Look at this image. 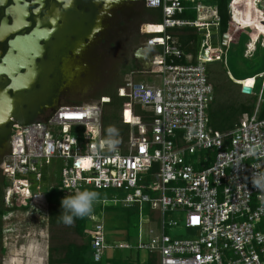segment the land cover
Instances as JSON below:
<instances>
[{
  "label": "built area",
  "instance_id": "built-area-1",
  "mask_svg": "<svg viewBox=\"0 0 264 264\" xmlns=\"http://www.w3.org/2000/svg\"><path fill=\"white\" fill-rule=\"evenodd\" d=\"M206 1L144 0L147 8L159 9L163 15L162 23H147L159 24L163 30H143L148 36L145 44L156 54L150 58L154 68L141 72L157 73L161 83L131 79L118 88L119 96L129 98L122 111L123 122L131 125L129 138H120L114 147L107 144L103 112L109 96L97 102L61 104L46 118L14 125L10 150L0 163V175L7 182L6 206H29L26 212L46 207L36 198L47 202L39 183L42 169L54 164L61 170L59 187L71 194L89 188L115 190L114 198H98L93 204L101 211L120 206L141 214L148 202L146 220L155 221L162 232L154 234L150 228L144 239L140 230L136 248L155 253L158 264H264V191L252 185L254 176H264V71L246 78H254L252 84L232 77L241 92L243 86L252 89L250 94L242 93L257 97L255 109L232 130L215 129L208 114L215 91L208 64L226 63V52L210 43L209 28L218 26L220 17ZM250 1L264 26V0ZM235 2L230 1L225 45L228 50L241 32L251 28L255 35L246 43L244 56L253 57L258 44L264 47V30L238 23ZM191 4L199 12L197 19L179 18ZM188 24L206 30L201 43L205 52H199L197 63L179 64L176 59L183 56L191 61L193 54L180 48L168 28ZM258 77L263 80L256 93ZM134 105L147 113L136 114ZM172 212L183 214L182 225L195 230V237L167 233V227L179 225L166 219ZM46 213L48 217V206ZM90 236L95 262H102L108 249L132 246L129 241L110 242L103 222L94 224Z\"/></svg>",
  "mask_w": 264,
  "mask_h": 264
},
{
  "label": "flooded vegetation",
  "instance_id": "flooded-vegetation-1",
  "mask_svg": "<svg viewBox=\"0 0 264 264\" xmlns=\"http://www.w3.org/2000/svg\"><path fill=\"white\" fill-rule=\"evenodd\" d=\"M124 1L0 0V163L16 123L46 117L67 95L104 82L105 44L121 20L146 14L144 0Z\"/></svg>",
  "mask_w": 264,
  "mask_h": 264
},
{
  "label": "rangeland",
  "instance_id": "rangeland-1",
  "mask_svg": "<svg viewBox=\"0 0 264 264\" xmlns=\"http://www.w3.org/2000/svg\"><path fill=\"white\" fill-rule=\"evenodd\" d=\"M118 3L119 2H116L113 5ZM205 3L207 4V1ZM129 4L134 6L135 3L129 2ZM142 6H144L143 3ZM191 7L194 9L193 4H191ZM198 15L199 12H197V16ZM147 18L149 19V16L141 14L136 18L129 17L119 22L120 29L114 33L113 38L109 39L110 43H107L104 46L109 58L108 66L104 68L103 72L101 71L105 77L104 82L95 86H86L84 90H79V93L67 95L63 99L62 104L97 102L102 96L108 97L107 94L116 96L119 85L122 82L131 79H133L135 83H145L148 85H159L161 83V77L157 73L149 75L141 72L147 70L146 67L148 64L151 67L150 70L154 68L151 64L150 58L156 54V51L154 49L149 50L148 52L150 55L146 52V55L148 56L146 60L135 57L136 50L148 40V36L143 32L144 29L149 30L150 27V23L146 22L148 21ZM98 28L99 26H96L95 29ZM209 30L212 33V37L210 38L212 46L222 48V50L226 52V63H224V65L219 61L208 64L210 71L212 72V81L214 84L216 83V79L217 83L228 82L227 75L231 78H245L257 75L264 71V47L258 44V49L253 57L247 58L244 56L246 43L255 35V30L251 28L245 29L241 32L236 42L230 45L228 50L223 43V36L221 37L219 27L213 26L210 27ZM205 37L206 30L200 29L199 41L202 43ZM135 61L136 64L140 65L139 71L135 69L134 71L136 72L125 73L124 70L126 69L124 67L127 68L129 65L135 64ZM262 80V77H258L256 80V93H258L261 88ZM246 82L252 84L250 80H247ZM224 91L223 97L225 99L239 101L244 97L241 92V86L233 83H231L228 89H225ZM255 98L257 101L256 96ZM104 108L106 109V105H104ZM129 115L130 114L127 113V117H129ZM42 172L45 174V180L39 183L41 186L39 190L40 192L52 193L59 197L71 195L70 191L61 189L58 185L61 172L58 165H47L42 169ZM85 190L97 192L100 199L114 198L116 192L115 190H97L93 188ZM38 202L45 203L46 207L37 206V208L32 209L30 212L16 211L14 212V216L11 218L8 216L4 221L6 230L4 231L3 247L5 250L3 251L0 248V264H9L10 254H13V250H20L24 246H26L24 254L21 256L25 260V263L27 259H29L34 262V264H48L49 249L51 245L68 242L83 243L86 241L85 237H81L67 225L53 227L49 225L46 213L48 204L44 201L43 197H40ZM94 207L92 213L93 217L91 218L92 222L89 225L90 228H93L94 224L97 222H103L107 233V239L110 242L118 243L129 241V243L132 244L131 248L108 249L106 256L109 258L122 257L130 259L131 261H136L139 257L140 264H144V261L148 256L147 251L136 248L139 231L141 230V235L144 239L148 238L147 232L150 228L154 229V234L159 235L162 232L161 228L156 225L155 221L149 222L146 220L147 214L150 212L148 202L144 203V210L141 214L137 211H133V208H121L120 206H115V209L109 208L102 211L97 206ZM181 214L182 213L180 212H172L166 215L167 220L172 219L179 221V225L172 226L171 228L167 227V233L178 238L195 237V230L187 229L182 225V222L180 221ZM18 235L19 238H16Z\"/></svg>",
  "mask_w": 264,
  "mask_h": 264
},
{
  "label": "trees",
  "instance_id": "trees-1",
  "mask_svg": "<svg viewBox=\"0 0 264 264\" xmlns=\"http://www.w3.org/2000/svg\"><path fill=\"white\" fill-rule=\"evenodd\" d=\"M231 0H208L207 4L214 7L217 12V15L220 17V24L218 25L221 33V37L228 31L229 22H230V6ZM189 6L183 13L178 15L179 18H182L186 21H194L197 19V11L192 9ZM146 15L149 16L148 21L151 22L155 21L157 23L163 22V15L161 10L159 9H150L145 7ZM153 26H156L155 28ZM217 27L215 25H211L210 27ZM152 27V29H151ZM161 26L159 24H151L149 30L150 32H158L161 31ZM169 33L172 34L177 40L180 48L186 53H192L193 58L191 61H188L185 57H181L176 59V62L179 64H189V63H197V55L200 52L201 48V41H199V31L197 27L194 25L188 24L183 27H174L168 28ZM212 37V33H211ZM224 65V61H219ZM135 65L131 64L124 70L125 73H130L135 70ZM208 75L210 81L214 85V99L209 108V119L210 123L213 127L221 132H228L235 127V124L240 120V118L246 116L249 117L253 114L256 105V98L254 96H246L242 97L241 100H229L223 97L224 90L228 89L231 83L240 86L234 79L236 80H243L245 78H235L232 79L227 75L228 82L224 83H216L214 84L212 81V72L208 66ZM254 76V75H253ZM217 78V77H216ZM230 83V84H229ZM122 82L121 85H123ZM118 87V88H119ZM118 88H117V95L111 96L110 101L106 102V109L104 108L103 112V128L106 137L109 138L108 135V127L113 126L118 130V136L115 137V140L118 141L120 138L124 137L125 139L129 138L131 132V125L129 123H124L122 119V111L127 104H129V98L124 96L118 95ZM220 93V95H219ZM134 111L138 115H144L147 112L140 106L134 105ZM262 116H264V106ZM145 119V118H143ZM45 180V174L43 180ZM60 182L58 183V185ZM7 186V182L4 178L0 177V248L4 251L3 247V237L4 231L6 230L5 220L6 217L13 212L16 211H28L30 210L29 206L25 207H17L11 206L8 207L5 204L4 197H5V189ZM45 193V192H44ZM47 202H48V223L49 225L58 226V225H65L59 215L62 212L61 207V200L64 197L55 196L52 193H45ZM40 197H37L38 200ZM93 205V211H94ZM99 208V207H98ZM115 209L116 207H107L106 209ZM125 208V207H121ZM129 209V208H128ZM92 211V213H93ZM133 211H136V208H133ZM91 214L81 217L75 218L74 223L69 226L72 228L78 235L81 237H85L86 241L83 243H76V242H68V243H61L57 245H51L49 249V259L48 264H140L139 257L136 261H131L127 258L122 257H106L102 262H95L92 256V249H91V236H90V223L92 222ZM19 238V235L16 237ZM25 247H22L20 250H13V254H10L9 264H34V262L27 259L26 263L25 260L22 258L21 255L24 254ZM147 259L144 261V264H158L157 255L152 252L147 251Z\"/></svg>",
  "mask_w": 264,
  "mask_h": 264
},
{
  "label": "clouds",
  "instance_id": "clouds-1",
  "mask_svg": "<svg viewBox=\"0 0 264 264\" xmlns=\"http://www.w3.org/2000/svg\"><path fill=\"white\" fill-rule=\"evenodd\" d=\"M109 139L107 144L109 147H114L117 141L115 137L118 136V130L109 126L108 129ZM254 188L264 191V176H254L252 180ZM99 194L90 190H83L75 194L68 195L61 200L62 212L59 215L61 221L71 226L75 218L87 216L93 211V204L98 200Z\"/></svg>",
  "mask_w": 264,
  "mask_h": 264
},
{
  "label": "bare ground",
  "instance_id": "bare-ground-1",
  "mask_svg": "<svg viewBox=\"0 0 264 264\" xmlns=\"http://www.w3.org/2000/svg\"><path fill=\"white\" fill-rule=\"evenodd\" d=\"M235 20L241 24H255L257 27L264 30V26L260 23L259 13L254 4L250 0H236L235 2ZM161 26V25H160ZM154 28L156 26H153ZM161 31L163 27L161 26ZM250 80L251 83L254 82V78L244 79V82ZM237 81V80H236ZM129 113V112H128ZM128 119L131 121V116L129 115Z\"/></svg>",
  "mask_w": 264,
  "mask_h": 264
},
{
  "label": "water",
  "instance_id": "water-1",
  "mask_svg": "<svg viewBox=\"0 0 264 264\" xmlns=\"http://www.w3.org/2000/svg\"><path fill=\"white\" fill-rule=\"evenodd\" d=\"M109 4H111V3H115V2H117L118 0H106ZM128 1H133V0H128ZM226 42H227V34L225 33L224 35H223V43L224 44H226ZM153 49V47L152 46H150V45H147V44H144V45H142L141 47H139L137 50H136V52H135V57L136 58H140V59H144V60H146L147 58H148V56L146 55V52H148L149 50H152ZM204 49H201V53H202V55H204ZM147 68V70L148 69H150L151 67L149 66V64H148V66L146 67ZM242 92L243 93H246V94H250L251 92H252V89L250 88V87H247V86H243V88H242ZM2 122V120H0V123Z\"/></svg>",
  "mask_w": 264,
  "mask_h": 264
},
{
  "label": "crops",
  "instance_id": "crops-1",
  "mask_svg": "<svg viewBox=\"0 0 264 264\" xmlns=\"http://www.w3.org/2000/svg\"><path fill=\"white\" fill-rule=\"evenodd\" d=\"M15 215V213H11V214H9V218H11L12 216H14Z\"/></svg>",
  "mask_w": 264,
  "mask_h": 264
}]
</instances>
